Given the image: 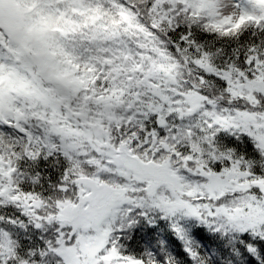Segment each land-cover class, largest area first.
<instances>
[{"label":"snow or ice","instance_id":"1","mask_svg":"<svg viewBox=\"0 0 264 264\" xmlns=\"http://www.w3.org/2000/svg\"><path fill=\"white\" fill-rule=\"evenodd\" d=\"M0 264H264V0H0Z\"/></svg>","mask_w":264,"mask_h":264}]
</instances>
